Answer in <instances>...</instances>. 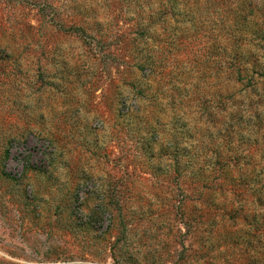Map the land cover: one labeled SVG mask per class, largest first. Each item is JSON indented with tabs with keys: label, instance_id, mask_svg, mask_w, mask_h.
<instances>
[{
	"label": "rangeland",
	"instance_id": "rangeland-1",
	"mask_svg": "<svg viewBox=\"0 0 264 264\" xmlns=\"http://www.w3.org/2000/svg\"><path fill=\"white\" fill-rule=\"evenodd\" d=\"M260 1L0 0V264H264L235 233L255 211L264 229V128L219 106L242 86L219 47ZM195 139L255 157L210 191L175 164Z\"/></svg>",
	"mask_w": 264,
	"mask_h": 264
},
{
	"label": "trees",
	"instance_id": "trees-1",
	"mask_svg": "<svg viewBox=\"0 0 264 264\" xmlns=\"http://www.w3.org/2000/svg\"><path fill=\"white\" fill-rule=\"evenodd\" d=\"M230 1L222 0V6L227 13L235 14V17H242L244 14L251 15L252 12L258 7L254 4L253 0H235L232 6H229ZM261 5L264 2H259ZM260 5V6H261ZM264 21V20H263ZM264 22L261 24L257 21L253 23L252 29H247V36L244 35L242 26L230 27V34L228 38L221 42L220 45V63L219 69L222 78L223 86L230 87L241 83L242 86L238 89H234L232 92L225 94L222 101L220 102L221 119L224 122L226 128L231 124L232 120H238V123H247L249 127L250 134H258L261 128H264ZM237 32L238 35L233 34ZM162 58V57H161ZM154 58L148 56L143 59L140 63H137L138 68L144 69L148 68L151 72L162 73L161 65L163 66L164 57ZM136 64V63H135ZM164 79V76H163ZM135 101V99H132ZM136 108V106H135ZM198 109L196 110V113ZM199 113V112H198ZM202 114V112H201ZM195 128L192 126V130ZM191 134L189 137H193ZM204 143L200 139H195L193 142L188 144V151L183 156L175 155V164L178 166L183 164V171H188L187 173L190 177L195 179V182L200 185L201 188L207 190H215L218 187L224 185L222 182L226 180L227 171L230 170L234 165L247 164L249 161L254 159L252 153H230L228 155H208L202 153L203 148L196 149L195 147H200ZM263 155V154H262ZM260 154V157L262 156ZM215 158L213 161L212 158ZM264 156H262L263 158ZM241 159V160H240ZM240 161H243L240 163ZM244 164V165H245ZM241 166V165H240ZM239 166V169H240ZM177 167V172H178ZM256 179L260 182V178L264 176V167L260 169L258 173L255 174ZM242 174H239V179L241 180ZM259 176V178L257 177ZM178 177V176H177ZM237 178L229 177V186L233 184ZM227 184V185H228ZM226 185V184H225ZM230 190L233 189L229 187ZM226 189V188H225ZM207 198L208 193H207ZM236 211L234 207L233 212ZM263 217L258 211L253 213L251 218L248 214L244 215L243 220H245L247 230H237L236 236L243 239L253 240V244L256 247L261 246V242L264 241V229L260 226ZM253 229L254 232L250 233ZM250 230V231H249ZM250 237V238H249ZM247 241V240H246ZM245 241V242H246ZM249 242V240H248ZM256 257L254 261H259L261 259L258 250H255ZM261 257H264L262 254Z\"/></svg>",
	"mask_w": 264,
	"mask_h": 264
}]
</instances>
